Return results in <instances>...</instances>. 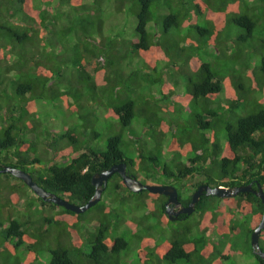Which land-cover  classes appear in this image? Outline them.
<instances>
[{"label": "trees", "instance_id": "trees-1", "mask_svg": "<svg viewBox=\"0 0 264 264\" xmlns=\"http://www.w3.org/2000/svg\"><path fill=\"white\" fill-rule=\"evenodd\" d=\"M110 2L136 18L133 38L105 35ZM40 102L75 123L48 132ZM101 120L120 128L104 150ZM118 164L175 187L184 206L201 185L264 190V0H0V169L81 206L92 176ZM102 194L75 214L0 175V264H236L228 240L240 231L264 264L251 247L263 215L252 193L203 192L172 221L167 197L134 194L118 174ZM123 229L136 239L116 236Z\"/></svg>", "mask_w": 264, "mask_h": 264}, {"label": "water", "instance_id": "water-1", "mask_svg": "<svg viewBox=\"0 0 264 264\" xmlns=\"http://www.w3.org/2000/svg\"><path fill=\"white\" fill-rule=\"evenodd\" d=\"M0 174H8L14 178L21 180L35 194V196H37L44 202L52 203L75 214L85 213L100 201L102 187L107 185L108 179L114 174H118L121 177L125 187L134 194L147 191L150 194H157L167 197L166 213L168 214L171 221L176 219L175 216L177 214L190 215L195 210V205L200 200L203 192H205L207 195H212L220 199L234 198L241 193H252L253 195H255V197L260 199L263 205V215L259 225L255 228L251 235V247L253 252L264 260V253L259 248V237L262 230H264V190L260 185H257L256 188H252L251 184L230 188H222L219 186L210 188L208 186H200L192 195L191 201L187 205V207L173 210V206H178L180 204L178 200L177 190L173 186L143 184L134 176L129 175L126 170L125 164L114 165L110 169L103 170L100 173L94 174L91 179V184L95 187L94 197L91 198L88 203L81 206L71 204L53 193L46 192L33 181L32 177L27 172L23 170L10 166H4L0 169Z\"/></svg>", "mask_w": 264, "mask_h": 264}, {"label": "rangeland", "instance_id": "rangeland-1", "mask_svg": "<svg viewBox=\"0 0 264 264\" xmlns=\"http://www.w3.org/2000/svg\"><path fill=\"white\" fill-rule=\"evenodd\" d=\"M136 21V18L134 16H127L126 13L124 12H116L114 5L110 2V4H108V7L105 10V15H104V33L105 35H115L118 32H124V36L126 37H131L133 38V29L135 27L134 22ZM219 100L221 102H224L225 98H224V94L219 95ZM62 108L63 110L64 107H59ZM37 112H38V116L40 117L43 126L45 127V129L48 130V132H64L66 131L69 127L73 126V124L75 123V119L73 117H69L67 116V114L58 111V109L54 106V104L52 103H48V102H40L37 104ZM185 115H181L180 117V123H184V121L186 120L187 117V112L188 109H185ZM99 116L102 117L104 116V111L101 110L99 112ZM100 131L102 132V136L100 137L101 140V148L104 150L105 148V142L107 140L108 137L110 136H114L116 134L119 133V125L116 121H114V123L112 124L109 121H105V120H101V123L98 125ZM136 128L137 133H140L142 131V128L138 125V126H134ZM130 134L128 133V135H126V140L129 141V136ZM125 138V137H124ZM146 140H148V144H149V139L145 136ZM69 160H65V162H68ZM161 185V184H158ZM20 210L22 211V213H25L26 209L20 208ZM142 213V210H137L134 211L132 214L135 216L139 215ZM130 217V216H129ZM240 218V217H239ZM196 219V216L194 215V217H192L191 220ZM117 225L121 223V217L119 220V223L115 222ZM150 224V223H148ZM125 228H132V226H129L128 224H124ZM140 230L138 231L140 233V235H142V233L146 234V232L143 230L144 228H139ZM127 233L124 229L123 230H119V232L117 231L116 236L118 235H122L125 238H128L130 241H133L136 239L135 236H131V234L128 232ZM164 235L166 236L167 234L164 233ZM212 234H210L209 236H211ZM215 236V234L213 235V237ZM247 235L244 234V231H240L239 234H234L232 236H230L229 240H228V246H230V248L233 249V251H235L237 253L236 257H235V261L236 264H244L245 262H249L251 260V264H254V260L253 257H251L250 254V250H249V246H250V242L248 243L247 239H246ZM132 247H130L131 249ZM126 253V252H125ZM125 253H121L120 257L123 258L125 256ZM18 254H21V256H25V251L24 249H21ZM234 260V259H233Z\"/></svg>", "mask_w": 264, "mask_h": 264}, {"label": "clouds", "instance_id": "clouds-1", "mask_svg": "<svg viewBox=\"0 0 264 264\" xmlns=\"http://www.w3.org/2000/svg\"><path fill=\"white\" fill-rule=\"evenodd\" d=\"M96 174H97V173H96ZM0 175H4V174H0ZM129 175H130V174H129ZM108 180H109V179H108ZM107 183H108V181H107ZM148 185H157V184H148ZM167 186H171V185H167ZM201 186H202V185H201ZM203 186H206V185H203ZM105 187H106V186L102 187V191H103V189H104ZM199 187H200V186H199ZM199 187H198V188H199ZM174 188H175V187H174ZM198 188H197V189H198ZM222 188H223V187H222ZM175 189H176V188H175ZM197 189H196L195 191H197ZM195 191L193 192V194L195 193ZM177 193H178V192H177ZM193 194H192V195H193ZM102 196H103V194H101L100 200H101ZM191 198H192V196H191ZM178 200H179V194H178ZM190 201H191V200H190ZM179 203H180V201H179ZM189 203H190V202H189ZM180 204H181V203H180ZM180 204H179L178 206H173L172 209H173V210H176L175 208H176V207H179ZM194 211H195V210H194ZM194 211H193V212H194ZM193 212H192V213H193ZM192 213H191V214H192Z\"/></svg>", "mask_w": 264, "mask_h": 264}, {"label": "flooded vegetation", "instance_id": "flooded-vegetation-1", "mask_svg": "<svg viewBox=\"0 0 264 264\" xmlns=\"http://www.w3.org/2000/svg\"><path fill=\"white\" fill-rule=\"evenodd\" d=\"M184 207H187V205L184 206V205L180 204V206L179 207H176L175 209L178 210V209H181V208H184ZM179 215H185V214H177L175 216V218L177 219Z\"/></svg>", "mask_w": 264, "mask_h": 264}]
</instances>
